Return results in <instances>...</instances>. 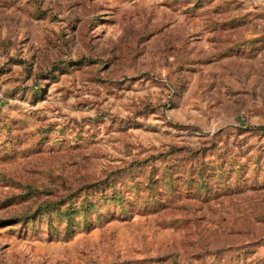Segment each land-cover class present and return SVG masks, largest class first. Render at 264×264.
I'll return each instance as SVG.
<instances>
[{
  "label": "rangeland",
  "instance_id": "374dc122",
  "mask_svg": "<svg viewBox=\"0 0 264 264\" xmlns=\"http://www.w3.org/2000/svg\"><path fill=\"white\" fill-rule=\"evenodd\" d=\"M0 264H264V0L0 14Z\"/></svg>",
  "mask_w": 264,
  "mask_h": 264
},
{
  "label": "crops",
  "instance_id": "0c3cea01",
  "mask_svg": "<svg viewBox=\"0 0 264 264\" xmlns=\"http://www.w3.org/2000/svg\"><path fill=\"white\" fill-rule=\"evenodd\" d=\"M14 3L15 0H0V14L8 11Z\"/></svg>",
  "mask_w": 264,
  "mask_h": 264
}]
</instances>
